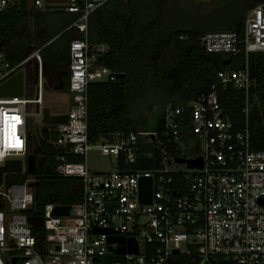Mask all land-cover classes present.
Listing matches in <instances>:
<instances>
[{
    "label": "built area",
    "instance_id": "obj_1",
    "mask_svg": "<svg viewBox=\"0 0 264 264\" xmlns=\"http://www.w3.org/2000/svg\"><path fill=\"white\" fill-rule=\"evenodd\" d=\"M22 1L0 0V14L17 8ZM27 1L35 11L60 6L77 17L71 28L82 38L73 39L68 48V120L58 128V138L52 144L60 151L57 174L79 179L83 200L70 205L65 217L53 215L60 205L50 203L38 216L43 217V226L29 224L30 217L25 212L35 205V186L31 187L35 179L27 173V120L29 106L34 105L39 113L44 103L43 59L40 50H35L12 66L5 52L0 51V85L27 68L30 60L38 66L34 93L29 98L0 99V167L9 160H20L22 173L6 175L5 179L27 176L10 186L4 179L0 187V264H104L105 258L117 255L119 248L135 245L138 254L125 253L123 262L111 264H172L174 251H178L176 255L191 256L194 264H264V151L251 148L248 118L253 80L249 68L217 74L219 86L226 89L233 85L245 93L244 128H236L213 97L201 95L189 104L191 132L200 148L199 155L191 161L201 160L202 169H187L177 163L182 157L170 153L169 144H176L180 138L181 107L166 109L161 137L152 132L119 133L110 137L112 142L92 144L88 133V87L116 77L97 65L109 48L89 42L88 26L90 17L112 0ZM188 38L179 36L182 41ZM199 41L207 53L235 54L242 47L247 54L264 52V4L249 14L243 39L234 32H214ZM216 88L214 85L212 89ZM161 138H166L167 143ZM148 147L160 153L155 169H117L121 156L126 164L134 165L140 152ZM94 149L113 160L111 171H90L87 154ZM72 157H83L84 161H68ZM174 174L185 179V193L173 187ZM143 178L152 179L151 204L140 203ZM111 237L123 238L124 244L109 243Z\"/></svg>",
    "mask_w": 264,
    "mask_h": 264
},
{
    "label": "trees",
    "instance_id": "obj_2",
    "mask_svg": "<svg viewBox=\"0 0 264 264\" xmlns=\"http://www.w3.org/2000/svg\"><path fill=\"white\" fill-rule=\"evenodd\" d=\"M172 0H155V12L148 19H138L135 12L129 14L108 11L109 3L98 9L89 19V42L106 44L109 51L98 59L97 65L110 70L114 81L92 83L88 87V133L92 144L114 141L110 138L119 133L152 132L161 137L164 132L158 130V122L169 107H181L179 121V142L170 143L172 155L191 160L199 155V143L191 132L189 104L201 95L213 97L236 128L246 126L243 110L246 96L233 85L226 89L219 86L217 74L228 70L249 68L253 85L249 94L250 113L248 128L253 151H264V52L247 54L242 47L235 54L207 53L199 38L214 32H234L240 39L245 37L246 22L249 14L264 0H235L226 11L229 13L223 23H212V15H202L197 19L189 16L174 19L169 14ZM28 1L21 2V9L0 14V51L5 52L8 62L16 66L32 52L40 50L47 67L57 73L64 71L62 79L65 86L55 79L51 81L59 91L68 93L69 56L68 48L73 39L82 38L74 28L66 26L59 39L64 46L56 45L59 39L50 45L34 43L28 36L31 12ZM34 12L35 23L44 19L48 12ZM101 13H107L105 24L100 29L99 39L93 34L94 20ZM69 28V29H68ZM180 35L189 36L180 40ZM46 77V76H45ZM216 85V90L213 86ZM47 87V85H46ZM26 96V94H25ZM30 97V95H29ZM27 97V98H29ZM155 107V109L153 108ZM154 111V113L152 112ZM153 113V114H152ZM152 115L154 117H152ZM67 116H51L44 111L42 125L33 127L28 118L27 126L30 140V155L35 157L34 207L26 211L28 217L43 215L46 205L55 203L70 206L83 200L81 181L77 178H64L57 174L60 164V151L53 146L58 138V128L67 122ZM167 143L166 138H161ZM150 154V158L145 157ZM138 162L126 164L123 156L117 162L121 172L130 170L150 171L160 161L158 150L148 147L140 152ZM68 161L81 163L83 157H72ZM27 176H7L5 185L23 182ZM174 185L178 193L187 191V183L181 174H174ZM38 231V230H35ZM193 254L195 253L192 247ZM172 264H194L188 255H174Z\"/></svg>",
    "mask_w": 264,
    "mask_h": 264
},
{
    "label": "rangeland",
    "instance_id": "obj_3",
    "mask_svg": "<svg viewBox=\"0 0 264 264\" xmlns=\"http://www.w3.org/2000/svg\"><path fill=\"white\" fill-rule=\"evenodd\" d=\"M154 2L155 0H112L109 3L108 11L110 13L117 12L122 14L124 12V14H129L131 13L130 11L133 10L132 12L137 13L138 19L142 21L141 19L146 20L154 14ZM230 3H235V0H172L169 7V14L174 19L184 17L186 15L189 16L190 19H197L204 14L205 16L212 15V23H223L227 20L229 15L226 8ZM57 8H60V6H57ZM55 10L59 9H54L51 13H48L44 19L40 20V23H47L49 25L50 31L55 33L56 30L64 29L69 25L72 26L76 22L77 17L75 15L64 13L61 9L59 11ZM106 18L107 13H101L100 16H97L94 20L95 31L93 34L96 39H99L100 29L103 25H105L103 23L100 24V20H106ZM30 25L32 26V22H29V30L31 27ZM60 35L53 41L59 39ZM64 43L63 39H59L56 45H60L62 47L65 45ZM43 63L45 65L44 71H46V69L49 70V67L46 66L44 61ZM34 65L35 61L30 60V63H28L27 66L31 68ZM63 73L64 71H60L58 75L61 77ZM45 81L48 86L47 89L45 88L44 103L41 107H39L40 112L37 113V108L34 105L29 106V118L33 120L34 128L43 126L42 119L45 110H48L51 116H66L70 107L69 95L63 91L57 90V87H55L54 84L48 83L47 79ZM29 87L30 92L34 93V84L28 85V88ZM30 92L27 91L25 97H29ZM153 108L155 109V107ZM152 112L154 113V111ZM152 117L154 116L152 115ZM112 161L113 160L109 157L101 155L98 149H94L87 154V164L92 172L111 171L113 169V165H111ZM173 167L184 168L183 166L176 165ZM3 261H5L4 258Z\"/></svg>",
    "mask_w": 264,
    "mask_h": 264
},
{
    "label": "water",
    "instance_id": "obj_4",
    "mask_svg": "<svg viewBox=\"0 0 264 264\" xmlns=\"http://www.w3.org/2000/svg\"><path fill=\"white\" fill-rule=\"evenodd\" d=\"M38 68V66H37ZM32 78L27 76L25 71H19L8 81L0 85V99H9V98H24L26 92V83H30ZM165 115L158 122V130L164 131L165 129ZM177 163L179 165L186 166L187 169H202L201 160H186V159H178ZM23 169L22 161L20 160H9L6 164L0 167V187L4 184V179L6 175L9 174H21ZM27 173L33 175L35 173V157L33 155H29L27 159ZM35 185L33 184L31 187L33 188ZM152 179L143 178L140 181V203L151 204L152 202ZM70 206H57L54 210L53 215L59 217L68 216L70 213ZM29 224L35 228H40L43 226V217H30L28 219ZM100 232V231H97ZM118 242L121 245L124 244L123 238H113L109 239V243ZM112 251V250H111ZM125 253L130 254H138V247L130 246L128 248L121 247L116 251L115 256H109L105 258L104 264H111L116 261L123 262V256ZM174 254H178V251H174Z\"/></svg>",
    "mask_w": 264,
    "mask_h": 264
},
{
    "label": "crops",
    "instance_id": "obj_5",
    "mask_svg": "<svg viewBox=\"0 0 264 264\" xmlns=\"http://www.w3.org/2000/svg\"><path fill=\"white\" fill-rule=\"evenodd\" d=\"M110 3V2H109ZM21 3H20V5L17 7V8H15L14 10H19V9H21ZM27 6H28V10L31 12V17H32V20H31V22H32V26L30 27V31H31V38H32V40H33V42L34 43H41V42H43V43H41V44H44V46L43 47H46V46H48V45H50L52 42H53V40L56 38V37H58L60 34H62L63 32H65V30L64 31H62L63 29H61V30H56L55 31V33L53 32V31H50V29H49V25L47 24V23H40V21H39V24H38V26L36 25V23H35V20H36V15L34 14V12H37V11H35L34 10V8H33V6H32V4H31V2L30 1H28V3H27ZM54 9H59L60 10V8H57V7H54V8H52V7H50V8H46L45 10H43V12H41V13H45V12H48V13H51ZM59 10H55V11H59ZM61 11H64L63 9H61ZM64 13H66L65 11H64ZM71 15V14H70ZM73 26V25H72ZM72 26H70V28L72 27ZM37 28V30L39 29L40 30V33L38 34L37 32L39 31H35V29ZM69 29V28H68ZM89 34H90V29H89V26H88V39H89ZM61 36V35H60ZM92 44V43H91ZM92 45H97L96 43H94V44H92ZM103 45V44H102ZM104 45H106V44H104ZM108 48H109V46L108 45H106ZM44 63H43V70H44ZM34 68L35 69H37V65H36V63H35V65H34ZM53 69V68H52ZM22 71V70H21ZM23 71H25L26 72V74H27V76H29V74H28V72H27V68H25ZM36 72V71H35ZM32 76H33V79H32V81L30 82V83H26V92H25V94L27 93V91L28 92H30V87L28 88V85H30V84H34L35 83V81L37 80V77H36V74L34 73V74H32ZM31 75H30V77H32ZM44 77H45V73H44ZM46 81L44 82V91H45V88L47 89V87H46ZM48 86V85H47ZM58 90V89H57ZM31 93V92H30ZM108 172V171H107Z\"/></svg>",
    "mask_w": 264,
    "mask_h": 264
},
{
    "label": "flooded vegetation",
    "instance_id": "obj_6",
    "mask_svg": "<svg viewBox=\"0 0 264 264\" xmlns=\"http://www.w3.org/2000/svg\"><path fill=\"white\" fill-rule=\"evenodd\" d=\"M38 30H37V28L35 29V31H38ZM37 33L39 34L40 33V30ZM28 36L30 37V30H29ZM48 69L49 70L46 69V71H44L45 76L48 75V76H46L47 78L45 77V80L47 79L48 80V83H51V81L55 79L57 82H60L61 83V88L64 87L65 86V82L63 81L62 77H60L58 75V73L55 70H53L52 68L49 67ZM35 70L36 69L34 68V66L31 67V68H29L27 66V72L29 74V77H30V75L32 76V74L35 73ZM31 78L33 79V76Z\"/></svg>",
    "mask_w": 264,
    "mask_h": 264
}]
</instances>
